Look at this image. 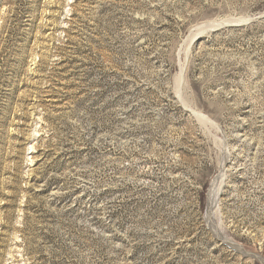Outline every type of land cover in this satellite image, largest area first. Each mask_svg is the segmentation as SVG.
Returning a JSON list of instances; mask_svg holds the SVG:
<instances>
[{
  "label": "rangeland",
  "instance_id": "rangeland-1",
  "mask_svg": "<svg viewBox=\"0 0 264 264\" xmlns=\"http://www.w3.org/2000/svg\"><path fill=\"white\" fill-rule=\"evenodd\" d=\"M239 248L264 0H0V264H264Z\"/></svg>",
  "mask_w": 264,
  "mask_h": 264
},
{
  "label": "water",
  "instance_id": "water-1",
  "mask_svg": "<svg viewBox=\"0 0 264 264\" xmlns=\"http://www.w3.org/2000/svg\"><path fill=\"white\" fill-rule=\"evenodd\" d=\"M207 212V210H206ZM226 243H228L229 245L235 247L236 245L233 243V242H230L228 240H224ZM238 251L242 254H244L245 256L247 257H251V258H254V259H257L259 261H261L262 263H264V259L260 256V255H257V254H253V253H248L246 251H244L243 249L239 248Z\"/></svg>",
  "mask_w": 264,
  "mask_h": 264
},
{
  "label": "bare ground",
  "instance_id": "bare-ground-1",
  "mask_svg": "<svg viewBox=\"0 0 264 264\" xmlns=\"http://www.w3.org/2000/svg\"><path fill=\"white\" fill-rule=\"evenodd\" d=\"M218 183H219V180H217L215 186L213 187V189L210 193V196H209V206L210 207H207V214H208L209 209L211 210V207L214 204L215 198L217 196V188L216 187L218 186L217 185Z\"/></svg>",
  "mask_w": 264,
  "mask_h": 264
}]
</instances>
